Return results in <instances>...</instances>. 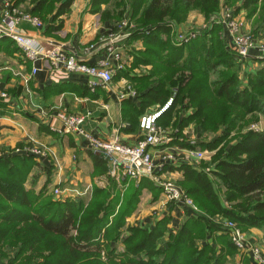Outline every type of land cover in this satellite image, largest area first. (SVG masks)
Listing matches in <instances>:
<instances>
[{"label": "trees", "instance_id": "obj_1", "mask_svg": "<svg viewBox=\"0 0 264 264\" xmlns=\"http://www.w3.org/2000/svg\"><path fill=\"white\" fill-rule=\"evenodd\" d=\"M72 2L13 0L12 6L26 4L24 12L39 18L45 33H50L60 30L61 17L68 14ZM110 2L118 8L113 17L100 9ZM88 5L87 12L99 13L100 22L112 24L110 20H118L127 11L136 23L125 39V49L132 58L131 68L150 69L147 74L130 76L126 70L112 78L125 76L134 87L136 106L121 101L127 113L122 117L132 128L138 129V118L147 108L159 107L172 97V106L160 114L156 125L180 130L193 123L204 132L210 120L206 105L210 100L221 105V134L198 143L199 149L214 152L205 168L180 164L163 169L180 171L177 185L203 214L185 216L170 231L174 203L166 202L165 213L151 223L127 225L125 220L137 208L142 191L150 194L151 202L161 193L149 179L142 177L135 184L124 180L120 191L108 177L102 155L88 151L91 176H103L107 187L93 185L89 201L83 197L53 200L43 196L42 188L32 194L23 187L30 166L38 164L33 157L7 154L0 157V264H223L236 249L221 224L212 221L213 216L235 223L242 233L256 229L264 234V130H247L233 142L223 143L242 117L264 119V58L241 82L239 64L223 44L219 25L212 23L210 31L181 45L173 46L162 36L171 30L165 20L180 23L192 10L209 16L227 6L244 12L245 18L257 17L250 34L258 38L264 33V0H89ZM135 40L142 49L133 52L128 48ZM209 75L214 79L208 87ZM206 92L211 97H205ZM183 101L193 108L186 116L178 111ZM122 231L125 234L120 237ZM117 242L121 251L115 248ZM239 262L250 264L245 258Z\"/></svg>", "mask_w": 264, "mask_h": 264}, {"label": "crops", "instance_id": "obj_2", "mask_svg": "<svg viewBox=\"0 0 264 264\" xmlns=\"http://www.w3.org/2000/svg\"><path fill=\"white\" fill-rule=\"evenodd\" d=\"M3 1L0 0V19L4 9ZM8 1L13 5V0ZM76 2L73 0L69 13L61 17L62 24L59 31L45 33V25L42 22L40 29H35L24 22H20L17 28L19 32L35 38L45 47L47 44L62 45L66 52L75 55L83 63L93 64L105 54L99 40L112 29V25L108 22H100L97 14L82 13L84 9L78 7ZM16 7L24 12L26 4ZM189 26L187 23L181 28L185 30ZM245 30H249L246 23ZM122 44L123 69L116 71L113 77L129 70L130 57L127 55V48L125 49V41ZM227 45L230 49L228 43ZM254 54V50L249 51V56ZM255 61L252 58L246 60V69L250 70L251 64H255ZM33 67L37 71L32 75ZM131 74L129 73V76ZM115 78L107 87H96L90 90L86 86V77L50 71L42 66L40 60L29 61L9 38H0V92L7 96L5 100L0 99V157L7 154L16 155V152L14 153L16 149L36 147L43 154L33 159L40 167V174L48 175L52 186L78 189L86 185L88 177L84 180L86 184L80 181L82 176L80 166H87L88 175L92 166L88 157L90 150L87 149L85 141L79 136L58 134L49 128H60V117L63 114L89 112V117L83 125L89 135L104 141L115 139L124 145L136 143L141 138V133L123 119L122 115L127 113L123 112L122 107L125 104L121 101L130 102L133 106H136L138 101L135 96L119 99L118 95L125 91L126 87H130L131 83L125 76ZM155 108L157 107L147 108L144 113L151 112ZM165 129L170 130V128ZM175 129L176 136L172 135L169 145L156 150V153L160 151L176 156L174 163L166 164L157 171L162 177L174 183L181 178L180 171L163 169L167 166L176 168L180 164H193L188 156V152L193 150L189 142L196 137L192 135L191 125L182 127L180 130ZM194 129L197 132L196 127ZM153 153L155 154V150ZM19 154L23 155V153H17ZM106 166L109 171L107 162ZM165 203L160 194L157 201L148 208L152 211L159 209L157 213L159 218L165 213L163 208ZM188 215H193L191 210L174 204L168 229L175 230ZM135 218H139V215ZM246 237L262 248L264 234L261 231L251 229ZM262 251L264 252V248Z\"/></svg>", "mask_w": 264, "mask_h": 264}, {"label": "built area", "instance_id": "obj_3", "mask_svg": "<svg viewBox=\"0 0 264 264\" xmlns=\"http://www.w3.org/2000/svg\"><path fill=\"white\" fill-rule=\"evenodd\" d=\"M4 9L0 19V38L6 37L12 40L19 51L31 62L40 60L42 66L50 71L75 74L87 78L86 86L92 90L95 87H107L116 71L123 69V42L131 34L132 27L127 21L123 20L100 37L99 44L104 49V56L93 64L83 63L75 55L66 52L62 45L47 44V47L40 44L35 38L29 37L19 32L17 25L20 22L29 24L35 29L42 27L41 21L35 16L23 12L19 8L12 6L8 0L3 1ZM211 23L220 26L223 37L226 39L230 49L239 65L252 58H264V44L256 40L245 30L243 19L235 16L228 10L216 14ZM191 34H176L175 45L185 43ZM254 50L255 54L249 56V51ZM37 69L33 67V75ZM127 96H135L130 87L118 95L119 99ZM6 94L0 92V99L5 100ZM172 104V97H169L160 107L151 112L143 113L138 118V130L141 138L133 145H124L117 140H100L89 135L83 128L84 123L89 117V112L81 114H63L60 117V128H49L58 134L79 136L85 141L88 150L99 153L109 165V176L138 180L147 178L161 190V195L166 202L182 205L195 214L191 200L180 190V188L159 173L164 165L174 163L176 156L172 153L157 152V149L165 148L172 140V132L169 129L160 128L156 121L160 114ZM190 140L189 145H195V140ZM155 150V154L153 151ZM23 153L33 157L42 156L40 149L36 147H24L16 149L14 153ZM207 152L193 149L188 152L189 159L197 163L205 157ZM84 192V191H83ZM53 197L69 198L73 192L56 187L52 190ZM74 195L80 196L75 190ZM221 227L227 234L230 242L236 249L240 259L246 258L250 264H264V252L258 243L247 239L246 234L242 233L235 223L229 220H222ZM235 264H241L239 261Z\"/></svg>", "mask_w": 264, "mask_h": 264}, {"label": "rangeland", "instance_id": "obj_4", "mask_svg": "<svg viewBox=\"0 0 264 264\" xmlns=\"http://www.w3.org/2000/svg\"><path fill=\"white\" fill-rule=\"evenodd\" d=\"M76 1H77L76 5L78 7H82L84 9V10H82V13L86 12L87 14H89L87 12L88 7H89V5H88L89 0H76ZM220 1H222V0H220ZM100 9L101 10H108L109 11V16H111V17H113V15H115L116 12L118 11V8L114 9V5H113L112 2H110L107 5L100 6ZM226 10H228L231 13H233L235 16L243 19V21L248 26L249 31L253 27H255L256 23H258L256 16H253V17H250V18H245L244 12H242V11L235 12L233 7L220 6L217 11L213 12L209 16H204L203 13H200L197 10H192V11L187 13V15L185 16V19L182 22H180V23H174L173 21L165 20L166 23H170L171 30H170L168 35L162 36V38L163 39H167L169 41V43L172 44L173 46L175 45L174 38H175L176 34H183V35L191 34V37L189 38V40L197 39L202 34L204 35L205 32L210 31V29L213 26V24L211 23L212 18H214V16L216 14H219L220 12L226 11ZM97 15L99 16L100 14L98 13ZM98 19H99V17H98ZM123 20H125L127 22L129 20L130 22H128V23L132 27H134V28L137 27L136 23L129 19L127 11H123L121 13V16L119 17L118 20H116V21L115 20H110V21L112 23L111 25H115V23L123 21ZM106 21H108V20H106ZM187 23H189L190 26L187 29L183 30L181 27L185 26ZM220 37H221V39L223 41V44L228 47L227 41L223 37L222 32H221ZM256 40H258L259 42L264 44V33H259L258 34V38H256ZM128 49H130V51L135 52V50H141L142 46L139 43V41L135 40V41H133V43H131L129 45ZM128 57H130L129 70H130V72L132 74H134V75H136V74H138V75L139 74H147V72L150 69V66H141V65H139L137 67H132L131 68L132 58H131V56H128ZM260 60L261 59H256L255 64H251L250 70H247V71H245V65H246L247 62L243 63L242 65H239V70L238 71H239V79H240L241 82L244 81V77H245L246 73H248L249 71H254L256 68H258V66H259L258 62ZM135 70H137L138 72H136ZM184 75H186V74H184ZM212 76L213 75H209V77L206 80L205 84L208 87L210 86L209 84L211 83V81L214 79L213 78L214 76L213 77ZM129 86H130V89L134 91L133 85H129ZM204 95L207 98L211 97V93L210 92H206ZM164 103L165 102H163V104ZM182 105H183L181 107L182 110H180V108L178 110V111H180L179 112L180 115H183V116L189 115L192 112L193 108L192 107H188L186 105L185 101H183ZM171 106H172V104L169 106V108ZM205 110L208 113H210V120H209L207 126L205 127L204 132H201L199 126H197L196 124H195L196 126L193 123L189 124L192 127V135L196 136L195 137V143L196 144L191 147L193 149H199L198 143L201 144V143H206L208 141H211V140L215 139L218 135H220L221 131H222V123L220 122L221 105L218 102H216V101L210 100V103H208L206 105ZM195 127H196V131L197 132H195V129H194ZM165 128H170V131H172V135L174 137L176 136L174 134V130H176L175 127H172V126L168 125ZM247 130H254V131L264 130V119L261 118L260 116L242 117L239 121H237V123L235 124L234 128L229 132V137L226 138V140L223 143H225L227 141H229V143L233 142L235 137L238 134L244 133ZM173 136H172V138H173ZM199 150L205 151V149H199ZM206 152L207 153L205 154V157L202 160L198 161L197 163H193V165L195 167H201V168L204 167V163L208 162L210 160L212 154L214 153V152H210L209 150H206ZM205 170H207V169H205ZM80 171L82 173V176L80 175L81 176L80 177V179H81L80 181L83 184H86V183H84V180H85L86 177H88V179H87L88 183L86 185H84L83 187H80L78 189L75 188V187H74V189H71L70 187H65V189L67 191H69L70 193L73 192V193H71L73 195L72 196L70 195L69 198H75V197L80 198V197H83L85 199V201H89L91 188H92L93 185L96 186V187H99V188H106L107 187L108 183L106 182V179L103 176H100V177L93 176L92 177L91 176V172L88 175L89 170L87 169V166H80ZM108 177L116 183V186H117V188L120 191H122L124 189L123 188L124 186H122L123 185V181L124 180H128L126 178H119L117 176H108ZM31 178H33V180L35 179V181L33 182V180ZM130 181H132L135 184L138 180L135 179V180H130ZM212 182H213V185L215 187L217 186V189L219 190L218 185L216 184V181H214L212 179ZM175 184L177 185V183H175ZM23 187H24L25 190H30L32 192V194L38 193V191L42 188L43 189V196H45L46 198H51L53 200H56V198L53 197L52 190L54 188L58 187V186H55V187L52 186V183H51L48 175H45V174L41 175L40 174V167H39L38 164L36 166H33V165L30 166V170H29V172H28V174H27V176L25 178V182L23 184ZM178 187L180 188V186H178ZM59 188L63 189L62 187H59ZM75 190L78 191V193H80V196L74 195ZM119 196H120V194H119ZM153 203L154 202H151L150 194L148 192H146V191H142L141 195L139 197V203L137 205V208L135 209L133 214L129 218H127L125 220V224H127V225H134L135 223H141L142 224L141 221H144V222H147V223L148 222L151 223L153 219L157 218V216H158L157 213L159 212V209H157V210L155 209V210L152 211L150 208H148ZM192 204H193V202H192ZM193 206H194V209L196 210L195 211V215L203 214L201 211H199L197 209V207L194 204H193ZM164 207H165V204L163 205V208ZM116 210H117V205L114 207L113 214L116 213ZM142 212H144V216L141 217ZM138 215H139V218H135ZM110 219L111 218L109 217L108 220L110 221ZM222 220H223V218H220L218 216H213L212 217V221L215 222V223H221ZM147 223H145V224H147ZM169 229L172 230L171 228H169ZM249 231L244 232V234H248ZM124 234H125L124 231H122L121 232V236L120 235L119 236L123 237ZM261 244H262V248H264V242L261 243ZM115 248H116L117 251H121L122 245L120 244V242H117V244L115 245ZM238 261H239V257L237 255V253H235L234 256L226 258V260L224 261L223 264H235Z\"/></svg>", "mask_w": 264, "mask_h": 264}]
</instances>
